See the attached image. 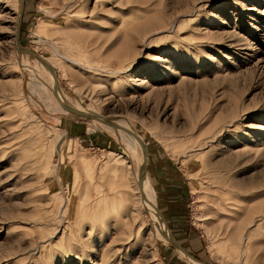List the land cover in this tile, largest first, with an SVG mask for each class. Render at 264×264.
<instances>
[{
  "label": "rangeland",
  "instance_id": "1",
  "mask_svg": "<svg viewBox=\"0 0 264 264\" xmlns=\"http://www.w3.org/2000/svg\"><path fill=\"white\" fill-rule=\"evenodd\" d=\"M192 260L264 264V0H0V264Z\"/></svg>",
  "mask_w": 264,
  "mask_h": 264
},
{
  "label": "bare ground",
  "instance_id": "2",
  "mask_svg": "<svg viewBox=\"0 0 264 264\" xmlns=\"http://www.w3.org/2000/svg\"><path fill=\"white\" fill-rule=\"evenodd\" d=\"M56 79V78H55ZM57 80V79H56ZM57 83H58V81H57ZM59 87V86H58ZM64 98V97H63ZM66 98V97H65ZM66 100H67V98H66ZM76 106V105H75ZM137 139H135V137L133 136V135H131V139H130V142H131V145L133 146V147H136V145H137ZM129 145V144H128ZM130 147V146H129ZM135 149V148H134ZM140 175H139V173H138V175L136 176V179L139 177ZM141 186V185H140ZM145 189H146V192H147V196L149 197V199H148V197L146 198V199H144L143 197H141V200H144L145 202H146V206L148 205L152 210H155L156 209V207H155V196H154V194L152 193V191H151V189L149 188V186L146 184V186H145ZM153 201V203L155 204H153V205H151V203H149V201ZM147 206V207H148ZM153 212V211H152ZM156 213H157V215H160V213L156 210ZM158 220H160L159 218H158ZM160 223H158V234L159 235H162V238L163 239H165V240H168V241H172V243L175 245V246H177L179 249H181L182 250V248H181V246H180V244L177 242V240L173 237V235H171L170 236V234H169V232L166 230V228H165V224L160 220L159 221ZM165 225V226H164ZM167 227V226H166ZM168 228V227H167ZM169 230V229H168ZM164 240V241H165ZM184 251V250H183ZM185 253V252H184ZM189 256V255H188ZM193 262H195V263H197V264H201V263H199V262H196L195 260H192Z\"/></svg>",
  "mask_w": 264,
  "mask_h": 264
},
{
  "label": "crops",
  "instance_id": "3",
  "mask_svg": "<svg viewBox=\"0 0 264 264\" xmlns=\"http://www.w3.org/2000/svg\"><path fill=\"white\" fill-rule=\"evenodd\" d=\"M173 236H175V235H173ZM178 241V240H177ZM178 243L180 244V246L182 245L179 241H178Z\"/></svg>",
  "mask_w": 264,
  "mask_h": 264
},
{
  "label": "water",
  "instance_id": "4",
  "mask_svg": "<svg viewBox=\"0 0 264 264\" xmlns=\"http://www.w3.org/2000/svg\"><path fill=\"white\" fill-rule=\"evenodd\" d=\"M182 248V247H181ZM182 250H184L183 248H182Z\"/></svg>",
  "mask_w": 264,
  "mask_h": 264
}]
</instances>
